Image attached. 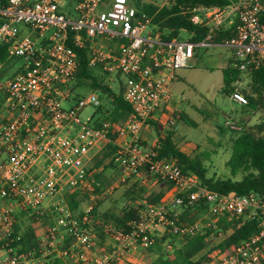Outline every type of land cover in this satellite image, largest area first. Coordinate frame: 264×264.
Returning a JSON list of instances; mask_svg holds the SVG:
<instances>
[{
  "label": "built area",
  "instance_id": "obj_1",
  "mask_svg": "<svg viewBox=\"0 0 264 264\" xmlns=\"http://www.w3.org/2000/svg\"><path fill=\"white\" fill-rule=\"evenodd\" d=\"M165 2L154 3L155 8ZM152 20L153 14L130 0H8L5 5L0 0V47L5 53L0 58V93L7 118L0 126V242L12 232L13 209L39 211L43 203L61 196L62 206L51 204L58 216L45 232L51 233L50 242L58 230L68 234L71 247L59 253L77 264H126L133 251L150 248L156 237L201 235L208 227L216 228L221 219L239 220L238 225L255 221L257 232L236 246L218 250L206 264L264 263V195L211 190L195 173L182 171L174 158H158L141 138L147 121L168 128L173 124L175 110L169 106L184 101L177 100L171 88L176 71L188 66L190 50L215 45L211 43L215 33L230 30V39L220 45L232 51V64L239 70L264 64V0H231L225 7L199 9L191 22L204 25L207 36L197 44L163 40ZM80 50L92 71L123 78V98L131 111L115 141L114 162L121 182L146 170L154 180L171 184L158 204H144L138 210L126 231L111 230L107 245L98 244L87 225L92 205L79 219L63 199L74 190L94 199L93 186L98 183L86 176L88 164L110 143L108 122L80 117L83 109L98 110L101 104L93 90L74 94L72 78ZM15 58L23 61L17 69L10 65ZM230 100L246 104L238 89ZM158 114L162 118L157 119ZM226 125L240 129L229 121ZM187 205L203 206L198 218L185 222L172 218ZM165 249L172 251L173 245L166 243ZM0 252H4L0 264L31 261L11 249Z\"/></svg>",
  "mask_w": 264,
  "mask_h": 264
},
{
  "label": "trees",
  "instance_id": "obj_2",
  "mask_svg": "<svg viewBox=\"0 0 264 264\" xmlns=\"http://www.w3.org/2000/svg\"><path fill=\"white\" fill-rule=\"evenodd\" d=\"M8 0H2L5 5ZM151 0H130V3L138 9H142L149 14H153L152 24L160 33L163 40H171L173 38L182 39L181 33L190 35L189 42L197 44L205 40L207 36V28L204 25H195L191 22V18L197 13L199 9H207L212 7H225L231 0H166V4L160 9L151 7L150 5H142L143 2ZM231 34L229 29H223L214 34L211 43L222 44L225 40L230 39ZM79 66L72 78V88L88 87V90H93L98 93L100 100L105 98L107 102L106 108H99V118L102 122H108L110 125L108 137L110 143L102 151V156L98 159L96 165H103L104 160L110 158V163L114 161V154L116 152L115 141L118 138V128L130 113L131 109L123 98V81L120 74H116V92L112 91L109 86L100 80L98 75H102L92 71L87 65L86 54L84 50L78 51ZM0 58H5L4 47H0ZM241 73L249 75V82L241 93L246 98V104L240 105L242 107L254 109L258 104V100L262 99L264 92V64L257 69H246L241 71L233 64L227 66L222 70L223 87L222 93L226 96L233 90V85L240 81ZM105 76V75H104ZM5 97L0 93V109H4ZM173 124H169V129L164 135L157 134V141L153 150L157 152L158 158L172 157L176 160L179 167L184 172L195 173L200 179L201 183L209 189L227 194L234 192L237 195H247L249 193L264 195V134L257 128H245L242 124H237L239 130H234L228 127L235 135L231 139L230 157L226 162V167L229 168L230 176L226 178H218L215 175L207 176V167L204 165L200 156L190 157L180 150L179 140L175 141L176 122L182 121L187 125L197 126L191 121L183 110H175L172 114ZM7 121L6 116L1 119L0 126ZM154 121H147L146 125H153ZM103 169V168H102ZM238 173H241L240 178L236 179ZM148 175L146 170H142L134 177H143ZM86 176L94 179L98 186H93V193H98L99 182L98 175L88 166ZM162 183V182H159ZM137 182L124 186L120 198L123 201L120 210L107 209L105 211L99 210V204L92 206L88 213V226L94 231L98 244H103L110 230L126 231L127 223L136 217L138 210L142 207L141 202L145 204H158L165 192L171 187L170 183H162L156 189L146 194L143 187H137ZM89 197L86 193L79 190L67 192L63 199L72 215L81 218L84 212L76 213L79 206L78 197ZM203 208L202 205L192 207L187 205L178 215H171L172 218L179 222L192 221L196 219L197 212L199 213ZM40 211V210H39ZM31 212L34 216L31 217L33 221L36 218L43 216ZM15 222L12 227V232L9 236L4 237L0 242L1 249H11L14 254H24L27 259H38L42 256V246L38 238V232L32 227H27L20 232L16 224L17 216L14 214ZM239 220H232L227 222L226 219H221L216 223V228L208 227L203 234L193 237H186L178 239L175 236L165 234L160 238H155L154 244L146 249L152 256L148 264H206L209 256L214 249L222 250L227 247H232L240 244L242 241L248 239L257 232V223L255 221L245 220L241 225ZM45 228L47 225L44 226ZM110 227V228H109ZM52 240L50 232L43 231ZM66 234V233H65ZM57 238L56 234L54 235ZM47 238V237H46ZM221 238L218 244L212 246L215 239ZM71 237L66 234L64 238V249L70 244ZM162 244V249L154 255V248ZM173 245L172 251H166L165 244ZM155 251V250H154ZM154 255V256H153ZM50 257H55V253ZM47 258V257H46ZM58 260H53L50 264H56ZM59 264V262H58Z\"/></svg>",
  "mask_w": 264,
  "mask_h": 264
},
{
  "label": "rangeland",
  "instance_id": "obj_3",
  "mask_svg": "<svg viewBox=\"0 0 264 264\" xmlns=\"http://www.w3.org/2000/svg\"><path fill=\"white\" fill-rule=\"evenodd\" d=\"M160 4L161 0H153L143 2L142 5ZM166 3V2H165ZM101 9V8H100ZM20 30L24 28L20 26ZM183 41H189L190 35L181 33ZM189 65L185 69H179L176 72L183 78L173 84L172 91L177 100L183 97L182 110L186 113L188 118L195 122L197 126L187 125L185 122L177 121L175 132V140H181V149L190 157L200 156L204 165L207 167V176L215 175L218 178H226L230 176L229 168L226 167V162L230 157L231 139L235 135L227 125L226 121L236 122L242 124L245 128H257L264 134V92L262 99L258 100V104L254 109L244 106L246 110H241L242 106L231 103L227 97L230 96L234 89L241 92L249 82V75L241 73L240 81L233 85L229 95L222 93L223 75L220 70V63L223 66L228 64L231 67L233 63L232 51L224 45H213L207 47H197L189 51ZM196 56H195V55ZM194 55V57H193ZM193 59L190 61V59ZM23 64L22 59L15 58L10 61V65L14 69L21 67ZM100 80H103L109 88L116 92V75L104 76L98 75ZM123 81V78L121 77ZM75 95H83L88 93V87H78L74 89ZM177 102V101H176ZM178 103V102H177ZM71 103H64L68 107ZM107 102L105 98L101 99L99 108H106ZM238 110H241L238 113ZM6 116L4 109H0V121ZM99 118V112L95 108L87 107L82 110L80 117L84 120L86 117ZM239 117V119H238ZM169 129L167 125L163 127V131ZM155 138V135H152ZM104 150V149H103ZM102 150V151H103ZM102 151L96 154L88 166L91 167L95 174L98 175L97 181L99 182V190L94 199L91 201L90 197L79 196V206L76 213L84 212L89 205L95 206L99 204V210L105 211L107 209L120 210L122 207V200L119 197L124 190L127 181L121 182V172L117 164L113 161L110 163V158L104 160L103 165H96L98 159L102 156ZM103 168V169H102ZM241 173L236 176L240 178ZM130 183V181L128 182ZM61 196H56L51 201L43 203L40 211L42 212L40 218L33 221L34 216L31 212H23L13 209V213L17 216L16 224L20 232L24 231L27 227H32L38 232V238L42 246V256L38 259H32L29 264H50L52 261L58 260L59 264H77L76 260L71 257H63L60 251L64 250V238L66 234L62 230H58L57 238L50 242L48 236L43 232L45 225H54L58 216V211L52 207V203H59L62 206ZM5 207L8 203H1ZM39 211V212H40ZM37 214L38 211H33ZM40 214V213H39ZM197 212V217H199ZM33 217V219H31ZM110 228V227H109ZM112 230V229H111ZM110 230V231H111ZM47 237V238H46ZM160 238V237H157ZM221 238L215 239L212 246L218 244ZM71 243V241H70ZM109 241L106 239L104 242L107 245ZM160 243L154 248V255L159 253L162 249ZM219 249H214L210 256L216 253ZM126 264H148L151 260V253L148 250L137 249L133 251ZM55 253V257H50ZM4 252H0L3 255ZM153 255V256H154ZM47 257V258H46ZM69 261H68V260ZM58 264V262H56Z\"/></svg>",
  "mask_w": 264,
  "mask_h": 264
},
{
  "label": "crops",
  "instance_id": "obj_4",
  "mask_svg": "<svg viewBox=\"0 0 264 264\" xmlns=\"http://www.w3.org/2000/svg\"><path fill=\"white\" fill-rule=\"evenodd\" d=\"M215 45H220V44H215ZM195 55V54H194ZM194 55H193V57H194ZM196 56V55H195ZM193 57L190 59V61L193 59ZM229 62H231L230 61V59L228 60V64L227 65H225V66H223L224 65V63H220L221 65H219L220 67V70H221V73H222V70L223 69H225L227 66H229ZM188 66L190 67V65H189V62H188ZM187 66V67H188ZM186 67V68H187ZM183 69H185V68H183ZM181 77V75L180 74H178V72H176V74H175V78H174V80H173V82H172V85H171V88H173V84L175 83V82H177V81H179V80H181L182 81V79L183 78H180ZM228 98V100L231 102V103H233V104H236V105H238L237 103H235V102H233V101H231L230 100V96L229 97H227ZM170 109L172 110H182V103H177V102H175V103H173V104H171L170 106ZM241 110H246L244 107H241L240 108ZM241 110H238V113L241 111ZM240 114V113H239ZM159 118H162L161 116H160V114H158L157 115V119H159ZM238 119H239V117H238ZM154 122V126L153 125H146L143 129H142V131H141V138H142V140H143V143L145 144V145H147L148 147H152V146H154L155 145V143H156V141H157V134H159L160 136H162V135H164V133L166 132V130H164L163 131V125L162 124H160V122H157V121H155V120H153ZM155 135V138H152V135ZM175 137V136H174ZM176 141V140H175ZM178 144H179V147H180V150L182 151V152H184L182 149H181V144H182V142H181V140L178 142ZM185 153V152H184ZM186 154V153H185ZM188 155V154H187ZM125 181H127V184L126 185H129V184H131V183H134V182H137V187H143L144 188V190L146 191V194H148V193H150L152 190H154V189H156L158 186H161V184L162 183H159L158 181H156V180H154L151 176H149V175H146V176H143V177H134V176H132V177H128V178H126L123 182H125ZM130 181V183H128ZM136 187V188H137ZM141 204V206H143L145 203L144 202H141L140 203ZM107 240L108 241H110L109 239H108V237H107ZM70 244L68 245V247H67V249H70ZM134 254V252H132V254L131 255H133ZM68 260V259H67ZM69 261V260H68ZM59 263H60V261H58ZM31 264H33V263H31ZM262 264H264V263H262Z\"/></svg>",
  "mask_w": 264,
  "mask_h": 264
}]
</instances>
